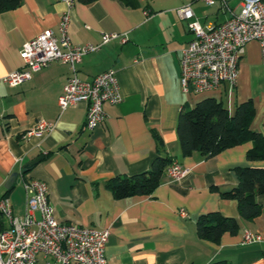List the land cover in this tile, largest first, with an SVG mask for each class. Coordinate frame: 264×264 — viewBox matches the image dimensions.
I'll list each match as a JSON object with an SVG mask.
<instances>
[{
	"label": "crops",
	"instance_id": "obj_1",
	"mask_svg": "<svg viewBox=\"0 0 264 264\" xmlns=\"http://www.w3.org/2000/svg\"><path fill=\"white\" fill-rule=\"evenodd\" d=\"M241 0H229L237 9ZM190 5L205 29L230 16L219 4L203 0H21L0 12V76L22 64L23 43L45 28L59 34V22L70 14L74 43H98L112 37L77 63L84 79L114 67L123 98L105 102L106 117L94 128L85 124L87 102L61 109L58 98L71 74L68 63L54 60L13 85L0 81V200L7 197L15 214L26 210L25 180L48 185L56 216L97 227H109L106 255L111 264H205L226 259L233 264H264V191L257 198L262 211L251 220L239 214L237 200L221 194L238 183L237 165H263L250 159V139L204 158L199 151L182 155L176 129L179 112L199 99H223L233 113L237 103L251 98V127L264 134V60L257 40L246 43L233 88L227 84L200 93H186L180 81V53L192 38L189 19L178 8ZM40 119L55 122L43 136H25ZM176 156L188 170L178 179L163 175L151 194L116 198L108 181L117 174L148 169L157 151ZM17 175L10 186L6 182ZM184 210V211H183ZM219 210L238 218L236 232L220 240L203 238L196 221L202 212ZM1 212V211H0ZM4 227L9 221L4 220ZM245 228L262 235L242 241Z\"/></svg>",
	"mask_w": 264,
	"mask_h": 264
},
{
	"label": "built area",
	"instance_id": "obj_2",
	"mask_svg": "<svg viewBox=\"0 0 264 264\" xmlns=\"http://www.w3.org/2000/svg\"><path fill=\"white\" fill-rule=\"evenodd\" d=\"M71 6L74 0H62ZM219 4L230 16L212 29H205L190 5L178 8L181 17L189 19L193 33L180 53V81L184 92L211 91L227 84L233 88L239 75V61L245 45L257 40L264 60V0H241L237 9L229 0H203ZM70 14L59 22V34L45 28L27 39L20 50L22 64L0 76V81L16 85L31 78L33 72L54 60L69 64L71 74L58 102L62 110L81 101L87 102L86 126L94 128L106 117L105 102L116 103L122 98L117 71L110 67L90 79L77 72V63L85 53L98 49L102 43L126 33L105 32L98 43H74L69 35ZM55 122L40 119L25 132V136H43L55 127ZM187 168L177 159L167 167L173 179L180 178ZM26 210L14 213L7 197L0 200V211L9 223L0 230V264H111L106 255L109 227H97L60 220L49 199L48 185L39 178L25 180ZM184 211V210H183ZM262 235L245 228L242 241L249 243Z\"/></svg>",
	"mask_w": 264,
	"mask_h": 264
},
{
	"label": "trees",
	"instance_id": "obj_3",
	"mask_svg": "<svg viewBox=\"0 0 264 264\" xmlns=\"http://www.w3.org/2000/svg\"><path fill=\"white\" fill-rule=\"evenodd\" d=\"M91 2L93 0H82ZM134 5L138 0H123ZM21 0H0V12L14 8ZM255 114V105L251 98L237 103L231 113L223 99L206 96L189 108H182L178 115L177 132L182 155L199 151L204 158L223 149L250 139L253 145L247 151L250 159L264 158V134L251 127ZM158 136V133H156ZM159 137V136H158ZM159 151L151 166L143 171L117 174L108 181L116 198H125L136 194H151L161 183L167 167L176 156L162 152L163 140L159 137ZM238 183L229 189H221V194L237 200L239 214L251 220L261 213L262 205L258 194L264 191L263 165H237ZM3 213L0 212V230L4 228ZM197 231L203 238L219 241L225 231L236 232L240 223L237 217L226 215L219 210L202 212L196 221ZM205 264H233L226 259H217Z\"/></svg>",
	"mask_w": 264,
	"mask_h": 264
},
{
	"label": "water",
	"instance_id": "obj_4",
	"mask_svg": "<svg viewBox=\"0 0 264 264\" xmlns=\"http://www.w3.org/2000/svg\"><path fill=\"white\" fill-rule=\"evenodd\" d=\"M17 173L14 172L10 175V177L8 178L7 182H6V186H10L12 184V182L14 181L15 177H16Z\"/></svg>",
	"mask_w": 264,
	"mask_h": 264
},
{
	"label": "rangeland",
	"instance_id": "obj_5",
	"mask_svg": "<svg viewBox=\"0 0 264 264\" xmlns=\"http://www.w3.org/2000/svg\"><path fill=\"white\" fill-rule=\"evenodd\" d=\"M4 220H6V217L4 216Z\"/></svg>",
	"mask_w": 264,
	"mask_h": 264
}]
</instances>
